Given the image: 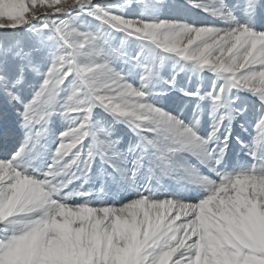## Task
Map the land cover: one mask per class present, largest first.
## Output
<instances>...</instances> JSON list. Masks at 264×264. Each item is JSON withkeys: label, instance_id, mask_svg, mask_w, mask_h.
<instances>
[{"label": "snow or ice", "instance_id": "snow-or-ice-1", "mask_svg": "<svg viewBox=\"0 0 264 264\" xmlns=\"http://www.w3.org/2000/svg\"><path fill=\"white\" fill-rule=\"evenodd\" d=\"M0 264H264V0H0Z\"/></svg>", "mask_w": 264, "mask_h": 264}, {"label": "bare ground", "instance_id": "bare-ground-1", "mask_svg": "<svg viewBox=\"0 0 264 264\" xmlns=\"http://www.w3.org/2000/svg\"><path fill=\"white\" fill-rule=\"evenodd\" d=\"M241 154V153H240ZM241 156H243V154L241 155ZM246 159V158H245Z\"/></svg>", "mask_w": 264, "mask_h": 264}, {"label": "rangeland", "instance_id": "rangeland-1", "mask_svg": "<svg viewBox=\"0 0 264 264\" xmlns=\"http://www.w3.org/2000/svg\"><path fill=\"white\" fill-rule=\"evenodd\" d=\"M243 153H241L240 155H242Z\"/></svg>", "mask_w": 264, "mask_h": 264}]
</instances>
